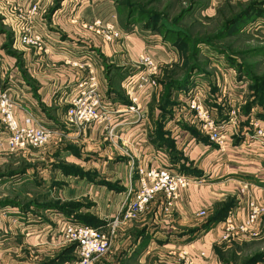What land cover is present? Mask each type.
Listing matches in <instances>:
<instances>
[{
    "label": "crops",
    "instance_id": "1",
    "mask_svg": "<svg viewBox=\"0 0 264 264\" xmlns=\"http://www.w3.org/2000/svg\"><path fill=\"white\" fill-rule=\"evenodd\" d=\"M9 1L12 4L9 11L1 9L4 3L0 2V16L10 12V17L15 20L16 8L37 3V0ZM215 1L221 4L226 0ZM215 9L214 6L209 7L201 15L213 17ZM114 10L111 0H62L58 10L48 17L42 12L37 21L35 33L42 39L41 49L23 47L16 41L9 49L15 51L18 57L8 53L0 35V92L8 91V97L16 103L15 116L19 124L34 126L42 123L59 130L65 128V132H62L65 137L53 139L43 148L41 160L45 165L40 166L42 170H38V167L31 169L34 177L47 168L50 175L47 190L37 195L39 200H34V206L41 208L55 202L78 203L81 204L79 213L92 215L104 227L122 212L129 188L136 186L137 177H130L133 164L152 166L155 154H158L162 164L172 172L180 173V167L185 166L197 175L180 173L192 181L180 193L169 214L162 212L163 199L158 196L137 219L122 221L108 253L98 264H182L178 258L180 251H185L194 264H218L214 248L221 245V223L208 230H199L200 223L206 219L198 218L197 214L203 208L212 212L217 204L231 199L236 204L229 213L242 219L247 213L249 201L264 203V145L248 139V135L254 133L249 126L250 118L260 121V126L264 127V120L258 118L262 110L254 108L248 115L239 113V125L235 128L226 126L229 145L224 152H220L200 132L193 113L184 110L183 98L186 94L178 95V105L173 108L171 118L163 120V129L173 143V150L165 145L156 148L150 144V135L154 133L155 126L149 117L143 132L144 127L140 125L124 127L120 124L127 117V114L120 113L114 119V125L120 124L117 128L119 146L125 145L124 148L134 156V163L117 152L98 127L75 130L62 125V113L71 92L80 81L89 77L90 72L103 99L112 107H124L126 104L114 102L116 96L110 91L108 93V90L110 86L114 89L115 84L116 89L124 94L123 84L135 80L140 73V69L135 67L136 58L147 52L155 56L160 68L163 63L171 62V58L168 61L165 58L167 49L176 54L173 47H166L157 36L139 35L136 31L125 33L118 22L117 27L125 35L117 42H105L97 35H92L91 42H86L70 33L74 28L73 20H108L110 12ZM13 26L17 30V23ZM9 74L15 79L11 87L6 81ZM217 86L220 87V82ZM204 88L201 78L195 87L188 90H202H198V94L205 105L204 98L209 91ZM221 88L226 89V86L223 84ZM223 92H219L218 100L224 96ZM152 98L151 103L157 101ZM205 106L216 123L227 121L230 104H222L220 110L215 105ZM158 116L159 111L153 110V117ZM189 129L196 134L193 135ZM4 137L5 133H0V150L3 149V152L7 150ZM173 158L178 160L174 161ZM90 163L92 165L88 166ZM58 165L68 168L65 170L68 172L82 168L85 176L65 173ZM34 184L44 187L46 180L38 179ZM45 213L42 212L45 222L41 224L28 219L25 222L30 223L25 227L22 222L19 230L12 225L9 229L22 237L20 247L51 253L53 258L67 247L61 243L59 236L63 225L69 220L56 212ZM263 224L264 217L260 222L261 228ZM201 252L205 253L204 258L199 256ZM74 256L71 264L77 259V254Z\"/></svg>",
    "mask_w": 264,
    "mask_h": 264
},
{
    "label": "rangeland",
    "instance_id": "2",
    "mask_svg": "<svg viewBox=\"0 0 264 264\" xmlns=\"http://www.w3.org/2000/svg\"><path fill=\"white\" fill-rule=\"evenodd\" d=\"M61 1L41 0L40 2L37 0V3L41 7V13L43 12L48 17L60 8ZM0 2L4 3L1 9L9 11V7L12 6L11 1L0 0ZM112 4L116 9L117 22L121 30L126 23L134 21L138 10L148 13V17L152 19L151 25L156 30L178 31L183 36L181 42H176L179 43L176 47L177 45L174 46L175 44L164 40L158 31L147 28L148 21H143V18L133 23L134 32L136 31L139 35L157 36L166 47H173L176 50V54H172L175 51L171 52L167 49L168 55H165V58L167 61L171 58V62L163 63L159 68L158 85L152 93L156 100L164 91L163 82L166 77L168 84L171 79L181 80L186 73H190V85L187 90L195 87L198 79L202 78L206 88L204 89L209 91L206 97H203L205 105L211 104L214 107L220 104L223 108L222 104H230L231 107H237L238 103L243 101L238 107L239 113L242 114L241 108L248 102L251 107L250 113L254 108H259L262 113L258 116L264 115V105L260 94L261 86L259 87V81L264 80V0H226L221 4L215 0H194V2L193 0H112ZM129 6L133 11L130 12L132 20L129 16L127 17ZM213 6L216 8L213 12L214 16L207 18L214 20L201 18V12ZM246 10H248L247 14L237 24L239 27L237 30L231 27L225 34H220L222 38H217L219 35H216L229 19ZM9 14L12 15L9 12L0 16V35H2L4 45L11 48L16 42V26L14 28L13 25L16 23L18 25V19L15 20ZM195 42L197 44H194ZM219 82L220 87L217 86ZM223 84L226 89L221 88ZM208 87L211 89L207 90ZM198 90L195 92L199 93ZM221 90L225 91L224 96L218 100ZM199 91L202 92V90ZM214 100H221V102L213 103ZM2 125L0 122V133H5V143L6 132ZM61 132L64 133L65 128ZM63 137H65L64 134ZM3 151V149L0 150V252L5 249L8 252L0 253V264H52L50 261L56 260L60 254L63 260L54 264H71L76 255L73 247L64 245L67 247L52 258L51 253L45 254L20 247L22 237L15 235L9 229L12 225L19 230L22 222L25 227L30 223L25 222L28 219L41 224L45 222L42 212L48 211L47 214L53 212L34 206L36 205L34 200H39L37 195L47 190V181L50 176L48 168L40 172L37 177L32 175L31 169L38 167V170H42L40 166L45 165L41 160L44 150H27L20 153ZM91 165L90 163L88 166ZM58 167L64 170L63 165H58ZM76 171L85 173L79 167ZM40 177L45 178L46 186L40 187L34 184L35 180L42 179ZM131 183L133 185V180ZM211 214L212 212H208L207 217ZM21 217H25L26 220ZM203 223L201 222L200 225ZM263 225L261 235L256 240L237 239L221 242V245L214 250L218 264H264ZM67 256L71 258L68 259Z\"/></svg>",
    "mask_w": 264,
    "mask_h": 264
},
{
    "label": "built area",
    "instance_id": "3",
    "mask_svg": "<svg viewBox=\"0 0 264 264\" xmlns=\"http://www.w3.org/2000/svg\"><path fill=\"white\" fill-rule=\"evenodd\" d=\"M16 18L18 19L15 31L16 41L27 48L41 49L42 39L35 33V26L40 20L41 7L38 3H28L27 6L18 7ZM116 11L109 14V19L95 18L92 22L74 21L71 34L77 39L91 42L92 35L99 36L105 42H117L122 39L124 33L117 27ZM91 35V36H90ZM125 35V34H124ZM46 51V50H45ZM77 65V64H73ZM135 67L140 73L135 80L126 81L123 90L129 104L124 107H112L98 92L95 77L90 72L86 80L80 81L69 96L65 110L62 113L61 124L74 127L77 130H85L89 126L98 127L112 147L121 155L128 157L134 163V156L123 145L119 146L117 128L120 124L124 127L140 125L145 131L148 120L149 105L153 91L158 85L159 64L154 55L147 52L139 55L135 61ZM9 87L15 82L14 76H7ZM196 91V90H195ZM195 91H187L184 100V110L193 113L199 124L200 132L205 135L210 143L224 152L229 145L226 126L235 128L239 125V109L231 107L228 111L226 122L218 124L212 119L209 109L203 104L201 97ZM16 103L8 97V91L0 92V121L5 127V145L9 153H20L27 150L43 149L51 140L61 139V130L42 123L34 126H21L15 116ZM127 114L126 120L119 125H114V119L118 114ZM249 126L254 133L249 134V140L264 145V127L260 121L250 118ZM234 133V132H233ZM137 177L136 186L130 187L128 197L122 212L104 227L94 228L67 221L63 225L59 239L63 245H74L77 259L74 264H98L108 253L112 240L122 221L135 220L145 213L150 203L158 196L163 199L162 212L169 213L180 193L190 184V177L172 172L162 164L161 158L155 154L154 165L133 164L130 177ZM208 209L198 211L197 216L205 219ZM264 217V203L249 201L247 213L244 218L238 219L236 214L228 213L221 222V242L237 239L256 240L261 235L260 222ZM204 258L205 253H199ZM182 264H194L185 251L178 253Z\"/></svg>",
    "mask_w": 264,
    "mask_h": 264
},
{
    "label": "trees",
    "instance_id": "4",
    "mask_svg": "<svg viewBox=\"0 0 264 264\" xmlns=\"http://www.w3.org/2000/svg\"><path fill=\"white\" fill-rule=\"evenodd\" d=\"M112 1V0H111ZM115 1V0H114ZM194 2V0H193ZM196 4V3H194ZM132 7L129 6L128 7V13H127V17L129 16V19L132 20V16L130 15L132 12ZM247 11H243L241 14L236 15L234 17H232L231 19H229L223 29L216 35L219 37L217 38H222V36L220 34H225L226 31H228L229 28L234 27L235 30H237L238 27V23L241 21V18L245 17V14H247ZM131 12V13H130ZM136 17L134 19V21H130L129 23H126L122 29L124 30L125 33H131L133 32V23L135 22V20H142L143 21H148L147 23V28H150L152 30H156L154 28L153 25H151V18L148 17V13L144 12V11H136ZM150 14V13H149ZM201 18L205 19V20H209V21H213L214 19H208L207 17L205 18L204 16H202L200 14ZM149 18V19H148ZM234 25V26H233ZM159 32V34H161L164 38V40H168L171 43L175 44L174 46H176L179 43H176L178 41H182L181 39H183V36L181 35V33H179L178 31H167L165 29H159L156 30ZM194 44H197V42H195ZM178 47V45L176 46ZM8 51V53L12 54L13 56H17L15 51H10V47L7 46L6 47ZM18 57V56H17ZM189 78L191 79L190 73H186L185 76L183 77V79L181 80H175V79H171L170 83L167 84V77L165 78L166 80L163 82L164 84V91L161 93L159 99L157 101H153L150 106H149V111H150V115L149 118L150 120H152L154 126H155V131L151 136L150 139V144L153 145L156 148L159 147H163V145L167 146L170 150H173V143L171 142V140L169 139V135L168 133L163 129L164 128V124H163V120H166L167 118H171L172 116V110L175 106L178 105L177 102V96L179 94H185L187 93V88L190 85L189 82ZM261 86V98H262V104L264 105V80H260L259 81ZM111 93L115 94V98H114V102L120 103V104H129V102L127 101L126 97L124 96V94H122L121 91H119V89H116V86L114 84V89L112 86H110V89L108 90ZM110 95V94H108ZM113 100V99H112ZM250 103H245L242 106V114L243 115H248L250 113V108L249 107ZM218 105V104H217ZM216 108L218 110L221 109V107L218 105L216 106ZM158 110L159 111V116L157 118L153 117V110ZM258 118L264 120V115L263 116H258ZM193 135H195V131L192 129H189ZM174 148V147H173ZM174 161H177L178 159L173 158ZM173 162V161H172ZM62 167V166H61ZM64 168V172L65 173H72V174H77L80 176H85V173L81 172L78 173L76 171V169H70L69 172L65 171L68 170V168L63 167ZM180 173L183 174H187V175H197L192 169H188L185 166H181L180 167ZM235 202L234 200H227L223 203H219L214 207V210L212 211V214L206 218V221L200 226L199 230H208L214 226H216L217 224L221 223L224 221V219L226 218V216L228 215L229 211L235 206ZM89 206V205H88ZM41 208H43L44 210H50L53 212H56L58 214H62L64 217L68 218L69 221H72L74 223L80 224V225H85V226H90V227H94V228H99L102 227L103 223H101V221H98L97 219H95L92 215H82L81 213H79V210L81 208V204L78 203H72V202H66V203H59V202H55L53 204H47V205H43L41 206ZM71 247L74 248L75 250V246L71 245ZM70 247V248H71ZM218 248L215 247L214 250ZM71 256V255H69ZM67 256L68 259H70L71 257ZM75 259V256H74ZM62 255H58L56 260H52V262L50 261V263L54 264L57 261H62ZM66 262V261H65Z\"/></svg>",
    "mask_w": 264,
    "mask_h": 264
}]
</instances>
